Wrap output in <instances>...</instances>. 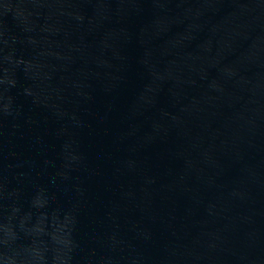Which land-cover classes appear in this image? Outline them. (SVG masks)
I'll list each match as a JSON object with an SVG mask.
<instances>
[{"label":"water","instance_id":"1","mask_svg":"<svg viewBox=\"0 0 264 264\" xmlns=\"http://www.w3.org/2000/svg\"><path fill=\"white\" fill-rule=\"evenodd\" d=\"M0 264H264V0H0Z\"/></svg>","mask_w":264,"mask_h":264}]
</instances>
